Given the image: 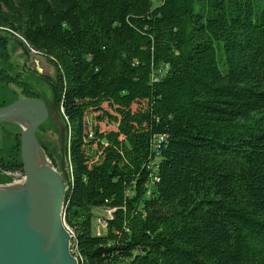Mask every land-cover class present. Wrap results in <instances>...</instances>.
<instances>
[{
  "label": "trees",
  "instance_id": "trees-1",
  "mask_svg": "<svg viewBox=\"0 0 264 264\" xmlns=\"http://www.w3.org/2000/svg\"><path fill=\"white\" fill-rule=\"evenodd\" d=\"M8 36L56 67L78 264H264V0H0Z\"/></svg>",
  "mask_w": 264,
  "mask_h": 264
},
{
  "label": "water",
  "instance_id": "water-1",
  "mask_svg": "<svg viewBox=\"0 0 264 264\" xmlns=\"http://www.w3.org/2000/svg\"><path fill=\"white\" fill-rule=\"evenodd\" d=\"M12 39L28 59L27 45ZM51 107L56 113L55 103ZM47 116L45 103L36 97H23L0 108V121H26L19 144L25 191L0 195V264H78L69 250L71 235L62 222L68 177L64 176V185L63 178L42 172L35 162V148L42 152L35 131Z\"/></svg>",
  "mask_w": 264,
  "mask_h": 264
},
{
  "label": "rangeland",
  "instance_id": "rangeland-1",
  "mask_svg": "<svg viewBox=\"0 0 264 264\" xmlns=\"http://www.w3.org/2000/svg\"><path fill=\"white\" fill-rule=\"evenodd\" d=\"M13 37H16L27 45L29 53L28 59L23 54L22 48L12 39ZM8 38V59L2 58L3 55H7L5 51L0 52V98L4 97L7 104L0 106V108L6 107L23 97H28L25 95V91L41 99L48 109V116L35 131L37 143L44 153V156L51 161L54 168L61 173L60 167H62L64 176H68V163L64 149L66 138L64 118L62 116V109L56 105L57 101L53 91L55 86H57L56 67L47 57L34 51L21 37L8 36ZM34 61L36 63H33ZM35 67L40 70V73L35 72ZM53 103H55L56 113L51 107ZM104 106L105 105H103V107ZM88 116L90 117V115ZM85 122L89 125L92 123V121L86 117ZM100 128L102 130L106 128L110 129L112 126L100 122ZM21 133L22 128L16 122L0 121V185H2L3 182H8L7 184L15 181L20 182L25 178L21 166L16 165L14 167L5 168L1 164L12 160V158L8 157L9 154L20 152V145L17 146L16 144L18 141L20 144ZM67 186L68 184L66 181V190ZM109 216L110 211L101 208L94 209V234H101L103 232L102 230L105 226L103 218ZM64 225L67 226L65 222ZM67 229L73 237L72 230L69 226H67ZM70 247V253L77 259V256L71 252Z\"/></svg>",
  "mask_w": 264,
  "mask_h": 264
},
{
  "label": "bare ground",
  "instance_id": "bare-ground-1",
  "mask_svg": "<svg viewBox=\"0 0 264 264\" xmlns=\"http://www.w3.org/2000/svg\"><path fill=\"white\" fill-rule=\"evenodd\" d=\"M14 122L19 124V126L22 127V128L26 126V121L23 120V119H15ZM34 154H35L36 166L38 168H41L42 172L49 173V175L60 176L61 178H63L64 185H65L64 171L62 170V167H60L61 173H59L54 168V166L52 165L51 161H49L48 158H46L44 156V153H42L39 150V148H35ZM24 191H25V178L22 181H20V182L15 181V182L10 183V184L6 183V184L0 185V195L1 194H10V193H12V194L23 193ZM62 214H63V206H62ZM62 222H63V225H64V214H63ZM70 235H71V233H70ZM71 238H72V235H71Z\"/></svg>",
  "mask_w": 264,
  "mask_h": 264
},
{
  "label": "flooded vegetation",
  "instance_id": "flooded-vegetation-1",
  "mask_svg": "<svg viewBox=\"0 0 264 264\" xmlns=\"http://www.w3.org/2000/svg\"><path fill=\"white\" fill-rule=\"evenodd\" d=\"M33 63H36V62L34 61ZM35 72L40 73V70L37 67H35ZM28 97H35V96H28Z\"/></svg>",
  "mask_w": 264,
  "mask_h": 264
}]
</instances>
